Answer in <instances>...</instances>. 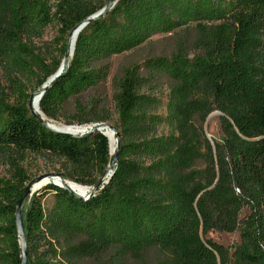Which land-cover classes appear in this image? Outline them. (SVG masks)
<instances>
[{"label": "trees", "instance_id": "trees-1", "mask_svg": "<svg viewBox=\"0 0 264 264\" xmlns=\"http://www.w3.org/2000/svg\"><path fill=\"white\" fill-rule=\"evenodd\" d=\"M108 2L0 0V68L15 96L12 102L0 87V157L62 159L65 179L89 187L107 172L114 158L108 138L42 124L27 83L44 86L59 71L71 32ZM54 24L51 66L34 41ZM171 34L172 55L126 69L115 83L120 145L108 184L80 199L51 183L25 200L28 264H78L108 253L147 264L152 248L162 257L153 264H264V0H119L79 33L40 113L59 120L69 102L106 81L105 61ZM162 80L166 101L157 95ZM76 110L67 125L109 120L98 107L77 102ZM214 112L219 140L205 130ZM9 164L11 177L0 175V264H21L16 204L31 179ZM215 231L238 233L240 242L218 244L208 238ZM76 237L82 241L74 244Z\"/></svg>", "mask_w": 264, "mask_h": 264}, {"label": "rangeland", "instance_id": "rangeland-1", "mask_svg": "<svg viewBox=\"0 0 264 264\" xmlns=\"http://www.w3.org/2000/svg\"><path fill=\"white\" fill-rule=\"evenodd\" d=\"M59 32V26L54 24L48 27L42 38L36 39L34 45L37 48V52L47 60L48 65L52 64V58L55 57L57 53L56 45L54 44L55 38ZM175 35H159L153 37L139 49L131 52L124 53L122 55H116L111 57L109 60L105 61L101 66L108 65L109 73L106 81L92 89H89L81 96L69 102L64 110L63 116L59 120H49L65 128H80L89 130L94 127H97L100 124L91 123L85 125H67L68 121H75L79 115L76 110V103L79 102L84 108H90L92 106L98 107L100 113L105 116H108L109 120L108 125L115 127L117 125V115L115 113L113 95H114V86L116 81H118L124 71L134 66H143L145 61L149 58H155L159 56H170L175 52ZM63 63V61H62ZM98 66V67H101ZM40 79L33 80L27 83V88L29 89V94L33 97L42 90V87L39 86ZM0 87L6 92L8 98L14 102L15 96L12 92L11 86L7 81L5 74L0 68ZM168 90L166 87V81L162 80L159 83V90L157 95L162 98L163 101H166ZM159 114H163L164 110L158 111ZM220 114L218 112L212 113L205 124L206 134L209 139L221 138L220 131ZM67 126V127H66ZM105 131H111L106 129ZM112 132V131H111ZM16 161L23 169L27 172L31 181L46 175H63L65 177L66 170L69 169V165L62 159L50 156V155H41L33 154L29 152L17 153L16 151L9 152L6 155L0 157V175L4 178H10L12 174V169L10 167V161ZM67 180V179H66ZM67 182L75 183L70 180ZM76 184V183H75ZM79 185V184H77ZM82 186V185H79ZM46 187V186H45ZM87 190H90L89 186H82ZM44 188V187H43ZM41 190V189H40ZM37 190V191H40ZM36 193V192H35ZM31 198V197H29ZM25 201L22 206V213L25 212ZM247 213V211L245 212ZM208 238L212 239L218 244H221L225 247H235L240 242V236L238 233H222V232H211L208 235ZM82 241V238L76 237L73 238L74 244H77ZM161 254L160 251L156 248L149 249L143 256V261L147 264H153L156 261L160 260ZM78 264H143V262L133 259L130 256H124L117 258V256L112 253L102 254L96 259H83L79 261Z\"/></svg>", "mask_w": 264, "mask_h": 264}, {"label": "water", "instance_id": "water-1", "mask_svg": "<svg viewBox=\"0 0 264 264\" xmlns=\"http://www.w3.org/2000/svg\"><path fill=\"white\" fill-rule=\"evenodd\" d=\"M119 0H109L108 4L97 14L93 15L92 17H90L89 19H87L85 22H83L81 25H79L78 27H76L70 34L69 38H68V42H67V46H66V52L63 58V63L59 69V71L52 76L48 82L42 87V90L36 95L38 100L40 101L44 92L49 88V86L63 73V70L65 69L64 63H66L69 59L70 56V38L72 36V34L74 32H78L79 33L92 21L97 20L99 18H102L106 15L107 12H109L111 9H113L115 7V5L118 3ZM78 35L76 37L75 40V44L78 38ZM75 44H74V49H73V53H72V57L74 54V50H75ZM68 65V63H67ZM66 65V66H67ZM33 99L34 97L32 96L31 101H30V110L32 111V113L38 118V120L46 125L47 127L51 128L52 130L61 133V134H65V135H69V136H76V135H84L85 133H96V132H101L103 133L109 140L110 143V139L109 137L106 135L105 130L109 129L111 130L114 135H115V139H116V147L112 153V155L114 156L113 158V162L112 164L109 166L107 172L98 180V182L96 183V185H94L93 187H91L90 190H87V192L80 194V193H76L70 186L67 185V180L65 179V177L63 175H46V176H41L39 178H36L34 180H32L28 186L26 187V189L24 190V192L22 193V195L20 196L19 200L17 201L16 204V228H17V234H18V239L20 242V246H21V250H22V263L21 264H28V246H27V241H26V235H25V230H24V225H23V216H22V206L25 202V200L28 197H32L33 194L37 191L35 189V186L42 183V182H46L47 185L48 184H57V181L60 182V187L64 188L66 191H68L69 193H71L72 195L80 198V199H88V198H92L95 196V194L102 190L104 185L108 184V182L110 181V179L113 176V169L117 164V160H118V151H119V145H120V141H119V133L117 128L112 127L108 124H101L98 125L97 127H94L92 129L89 130H85V129H78V133H72L69 131H60L57 129H54L50 123L42 116L41 113L40 116H38L37 113H35L34 109H33ZM110 148H111V143H110ZM84 188V187H83Z\"/></svg>", "mask_w": 264, "mask_h": 264}, {"label": "bare ground", "instance_id": "bare-ground-1", "mask_svg": "<svg viewBox=\"0 0 264 264\" xmlns=\"http://www.w3.org/2000/svg\"><path fill=\"white\" fill-rule=\"evenodd\" d=\"M78 35V32H74L70 38V47H69V50H70V56H69V59L66 63H64V66L67 67V63L70 62L71 58H72V53H73V49H74V44H75V40H76V37ZM39 103L40 101L38 100L37 96L34 97L33 99V109L35 111V113L39 114L40 113V108H39ZM50 125L54 128V129H57V130H60V131H69V132H72V133H78V128H65L63 126L58 125L54 122H49ZM67 127V126H66ZM106 135L109 137L110 139V143H111V152L113 153L115 147H116V139H115V135L113 132L111 131H105ZM57 184L60 185V182L57 181ZM47 185L46 182H42L38 185L35 186V189L36 190H40V189H43V187H45ZM68 186H70L76 193H80V194H83L85 192H87V189L86 188H83L82 186H79L75 183H71V182H68L67 183ZM37 192V191H36Z\"/></svg>", "mask_w": 264, "mask_h": 264}]
</instances>
